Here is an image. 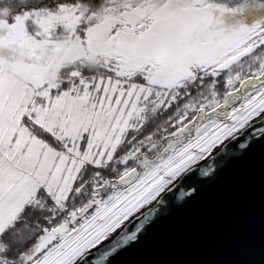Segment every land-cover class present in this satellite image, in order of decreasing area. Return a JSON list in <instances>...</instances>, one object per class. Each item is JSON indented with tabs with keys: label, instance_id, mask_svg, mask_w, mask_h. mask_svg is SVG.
<instances>
[{
	"label": "snow or ice",
	"instance_id": "6c2138e0",
	"mask_svg": "<svg viewBox=\"0 0 264 264\" xmlns=\"http://www.w3.org/2000/svg\"><path fill=\"white\" fill-rule=\"evenodd\" d=\"M225 11L56 0L7 20L0 46L19 45L34 75L22 103L0 88L11 117L0 120V242L29 214L35 227L22 244L0 243V264H113L218 170L264 151V26L225 29L213 18ZM62 32L103 71L73 67L50 84L40 51L64 52Z\"/></svg>",
	"mask_w": 264,
	"mask_h": 264
},
{
	"label": "water",
	"instance_id": "95a60500",
	"mask_svg": "<svg viewBox=\"0 0 264 264\" xmlns=\"http://www.w3.org/2000/svg\"><path fill=\"white\" fill-rule=\"evenodd\" d=\"M113 264H264V151L218 170Z\"/></svg>",
	"mask_w": 264,
	"mask_h": 264
},
{
	"label": "rangeland",
	"instance_id": "374dc122",
	"mask_svg": "<svg viewBox=\"0 0 264 264\" xmlns=\"http://www.w3.org/2000/svg\"><path fill=\"white\" fill-rule=\"evenodd\" d=\"M208 2L215 5H222L227 9L223 15L218 12L213 13V18H219L225 29H235L240 26L250 28L257 23L264 26V7L257 6L262 5L258 0H208ZM232 9H237V11L233 12L231 11ZM8 31L7 21H0V40L6 39ZM64 34L67 33L62 32L60 34V40L65 49L64 52H57L49 48H43L40 51L41 59L49 65L48 70L44 73L45 79L53 85L58 83L60 71L67 66L75 64L74 62L76 61L98 62L103 68L101 60L80 47V45L72 40L70 35L67 34L69 37L67 42L63 41L62 35ZM112 44V37L105 34L100 38V47L110 49ZM50 52L56 54V56L62 57L63 61L57 63L55 59L49 57L48 53ZM17 60H19L20 63H17ZM33 75L34 68L32 58L19 45H9L7 47L0 46V88H3L7 95L16 98L22 103L25 90L31 82ZM13 85L17 89L15 92L11 90V86ZM149 118H152L151 114ZM10 119V112L7 105H0V120L4 123H8ZM27 235L28 232H26L23 239H21V235L19 237L15 235L14 238L18 237L15 245L22 244L21 242L24 241ZM9 237H11L10 234L5 238L4 245L9 240Z\"/></svg>",
	"mask_w": 264,
	"mask_h": 264
},
{
	"label": "trees",
	"instance_id": "16d2710c",
	"mask_svg": "<svg viewBox=\"0 0 264 264\" xmlns=\"http://www.w3.org/2000/svg\"><path fill=\"white\" fill-rule=\"evenodd\" d=\"M258 2H261V4L264 5V0H258ZM31 3H40V4H44L46 6H53L56 3V0H0V21H2V20L7 21L10 17H12L14 15L16 10L23 9L25 7H29L31 5ZM90 64H93V62H91V61H84V62L76 61L75 64L63 68L60 71V77H59L58 83L61 81L65 72L69 68H73V67L79 68V69L87 71L90 74L100 73L103 71V68L100 65H99L98 70H89L88 65H90ZM237 70L238 71H245V69H243V68H239ZM161 123H163V117L154 121V125L150 126L149 130H151L155 125H158ZM89 179L91 181V179H93V177H90ZM85 195H87V193H85ZM34 227H35V221L31 219V214H29L28 217L24 218V221L22 222V224L19 227L13 229V231H10L9 234L11 235V237H9V240L6 242V244H5L6 247L13 248L16 244V239H18V237L20 235H21V239H23L26 232H28V234H29L33 230ZM15 235H17L18 237L14 238ZM0 243H4V241H2ZM21 243H23V242H21ZM8 244H9V246H8Z\"/></svg>",
	"mask_w": 264,
	"mask_h": 264
},
{
	"label": "clouds",
	"instance_id": "9594fccd",
	"mask_svg": "<svg viewBox=\"0 0 264 264\" xmlns=\"http://www.w3.org/2000/svg\"><path fill=\"white\" fill-rule=\"evenodd\" d=\"M68 39H69V37H68L67 34L62 35V40L63 41L67 42ZM48 55H49L50 58L55 59L57 63H61L63 61L62 57L56 56V54H54V53L50 52V53H48ZM17 63H20V61L17 60ZM88 68H89V70H98L99 64H98V62L90 64V65H88ZM11 90L13 92L17 91V89H16V87L14 85L11 86Z\"/></svg>",
	"mask_w": 264,
	"mask_h": 264
}]
</instances>
